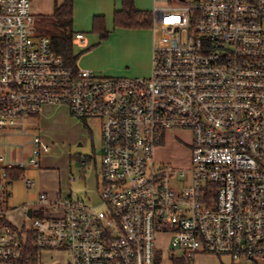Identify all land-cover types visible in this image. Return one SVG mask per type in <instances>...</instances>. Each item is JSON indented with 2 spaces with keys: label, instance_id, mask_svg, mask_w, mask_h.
<instances>
[{
  "label": "built area",
  "instance_id": "1",
  "mask_svg": "<svg viewBox=\"0 0 264 264\" xmlns=\"http://www.w3.org/2000/svg\"><path fill=\"white\" fill-rule=\"evenodd\" d=\"M35 21L31 0H0V213L7 169L31 187L26 166L51 148L34 133L31 154L15 160L2 135L28 134L47 104L100 119L101 192L97 202L42 193L21 226L0 215V264H44L53 252L67 264H159L163 233L183 255L264 259V0L154 9L162 36L148 76L69 65ZM174 128L192 133L188 173L155 159Z\"/></svg>",
  "mask_w": 264,
  "mask_h": 264
},
{
  "label": "rangeland",
  "instance_id": "2",
  "mask_svg": "<svg viewBox=\"0 0 264 264\" xmlns=\"http://www.w3.org/2000/svg\"><path fill=\"white\" fill-rule=\"evenodd\" d=\"M55 0H31L32 12L35 15V28L38 35L50 36L55 30L51 17ZM76 9L73 50L78 55L79 66L89 63L99 77H136L151 74L152 51L154 43L160 44L162 31L144 27L138 29L118 30L113 28L111 38L102 39L93 31L86 21L94 16L92 9L98 0H81ZM164 5L171 6L174 0H162ZM154 0H135L137 8L153 14ZM88 4L91 5L89 8ZM121 29V28H119ZM81 31L87 40L83 43L76 37ZM110 30V29H109ZM111 31V30H110ZM32 122L31 133L10 136L13 141L24 143L26 153L31 154V138L34 133L40 134L43 143L51 148L42 152L39 166L27 165L25 174L34 182L28 187L22 177L14 178L9 188L2 191L7 202L9 195L10 221L21 226L28 209L27 197L35 194L42 184H50L57 189L58 197L69 196L82 198L86 202H97L101 192L102 178V128L99 118L80 119L73 115L69 106L44 105L41 111L29 117ZM192 133L187 129L174 128L163 133L162 143L157 147L155 159L157 164L188 173L191 166ZM15 148V147H14ZM19 152V151H18ZM9 192V194H8ZM22 222V223H21ZM169 234H157L159 264H173V257L181 256L184 250L175 248L169 243ZM201 253V254H200ZM51 255V256H50ZM191 264H264V259L257 262L238 260L233 262L228 256L199 252L189 258ZM44 264H67V255L61 252L46 253Z\"/></svg>",
  "mask_w": 264,
  "mask_h": 264
},
{
  "label": "trees",
  "instance_id": "3",
  "mask_svg": "<svg viewBox=\"0 0 264 264\" xmlns=\"http://www.w3.org/2000/svg\"><path fill=\"white\" fill-rule=\"evenodd\" d=\"M51 17L53 18L55 26V30L50 37L52 48L64 58L67 64L77 66L78 55L73 50L74 32L72 30L74 22V0H64L62 3H58L56 0ZM152 24L153 14L137 8L135 0H122L121 8L116 9L114 12L115 28H151ZM93 31L100 34L102 39L109 37L111 31L107 27L105 15H96L94 17ZM7 174L11 179L19 178L22 176L23 170L8 168ZM190 257L187 255H179L173 257L172 261L173 264H191L189 261Z\"/></svg>",
  "mask_w": 264,
  "mask_h": 264
},
{
  "label": "crops",
  "instance_id": "4",
  "mask_svg": "<svg viewBox=\"0 0 264 264\" xmlns=\"http://www.w3.org/2000/svg\"><path fill=\"white\" fill-rule=\"evenodd\" d=\"M64 0H57L58 3H62ZM55 2L56 0L54 1V7H55ZM82 4V1L81 0H74V16H75V13L77 14V11L76 9L78 8L79 5ZM121 5H122V0H98V3L97 5L92 9L93 12H91V14L94 16L96 15H105L106 17V23H107V27L108 29L111 30L112 32V29L114 28V12L116 9H119L121 8ZM89 8L91 7L90 4H88ZM163 7H166L164 5V2L162 0H154V3H153V11L154 9H157V8H163ZM53 11H54V8H53ZM94 16V17H95ZM75 18V17H74ZM94 19V18H93ZM93 19L91 18V21H86L87 25L90 27L89 24H91L92 28H93ZM74 22H75V19H74ZM121 28V27H119ZM118 30H127L128 28H121ZM83 33L81 32L80 30L77 32V33ZM84 34V33H83ZM85 36V34H84ZM109 38H111L109 36ZM154 38V37H153ZM87 40L86 36H85V40L82 41L83 43H85ZM152 60H153V51H152ZM81 67V66H80ZM83 67V66H82ZM84 68H90V65L88 62H86V65H84ZM151 70H152V67H151ZM14 135H19V134H13V135H2V140L3 142L5 143H16L17 145L13 146L12 147V157L13 159H19L20 157H22V155L24 156H28L30 155L29 153H26L25 151V146L24 145V148L21 149V147L19 146V144H24V143H21L20 141H13L12 139H10V136H14ZM15 147V148H14ZM19 151V152H18ZM13 179L8 180V183L10 184L12 182ZM33 181V180H32ZM9 184H8V187L9 188ZM34 186V184L30 187L32 188ZM42 193H45L50 199H55L58 197L60 191L58 192L57 189H55V187H53V185H50V184H45L44 183L42 184V187L40 189H36V193L35 194H29L28 197H27V205L28 206H38L39 205V200H40V195ZM9 194V192H8ZM7 205H5L2 209H3V212L0 213V215L3 217V218H6L10 221V219L8 217H10V213H12V211L10 212V206H9V195H8V198H7ZM30 208V207H28ZM27 212V211H26ZM26 214V213H25ZM23 222L25 221V218L24 220H22ZM12 222V221H11ZM13 223V222H12ZM22 223V222H21ZM15 224V223H13ZM23 224V223H22ZM17 225V224H15ZM201 254V253H200ZM231 264H235V263H231Z\"/></svg>",
  "mask_w": 264,
  "mask_h": 264
},
{
  "label": "water",
  "instance_id": "5",
  "mask_svg": "<svg viewBox=\"0 0 264 264\" xmlns=\"http://www.w3.org/2000/svg\"><path fill=\"white\" fill-rule=\"evenodd\" d=\"M28 215H31V209H28Z\"/></svg>",
  "mask_w": 264,
  "mask_h": 264
}]
</instances>
